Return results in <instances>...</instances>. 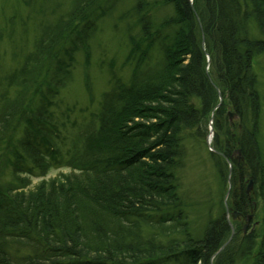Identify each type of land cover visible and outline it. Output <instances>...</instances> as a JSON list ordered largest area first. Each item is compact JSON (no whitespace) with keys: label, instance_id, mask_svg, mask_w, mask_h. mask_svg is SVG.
Here are the masks:
<instances>
[{"label":"trees","instance_id":"16d2710c","mask_svg":"<svg viewBox=\"0 0 264 264\" xmlns=\"http://www.w3.org/2000/svg\"><path fill=\"white\" fill-rule=\"evenodd\" d=\"M97 1H79L68 25L82 19ZM166 3L171 16L152 32L138 0L140 32L139 40L131 39L130 82L106 94L97 127L80 136L82 148L76 143L68 157L57 151L48 161L27 143L28 130L17 141L31 168L20 165L15 152L11 174L24 184L15 189L0 185V264H157L179 256L186 257L184 264H227L240 248L239 230L234 226L231 235L225 215L210 222L200 240L191 237L179 211L177 170L187 144L200 137L212 114L215 154L231 157L238 147L245 171L256 176L261 169L255 141L260 108L252 65L264 54V0ZM58 43L47 39L28 57L44 71L42 83L51 69L48 52ZM68 45L69 64L79 47L74 42ZM152 47L159 60L145 66ZM68 64L57 69L59 77ZM29 66L26 61L25 68ZM228 112L238 116L237 123L229 124ZM26 122L35 130L33 120ZM12 128L5 116L0 122V149L14 145ZM217 140L223 145L219 147ZM43 145L45 150L51 147L46 139ZM229 160L234 172L239 171L238 176L232 172L231 180L241 184L243 168ZM62 167L71 173L58 187L48 189L43 183L34 193L22 189L27 187L23 177ZM235 194L234 210L243 212L248 206L244 190ZM245 238L254 243L253 234ZM257 254L258 263L264 264V251Z\"/></svg>","mask_w":264,"mask_h":264},{"label":"rangeland","instance_id":"374dc122","mask_svg":"<svg viewBox=\"0 0 264 264\" xmlns=\"http://www.w3.org/2000/svg\"><path fill=\"white\" fill-rule=\"evenodd\" d=\"M79 1L83 0H0V96L7 97L5 102L0 100V122L8 116L13 127L10 138L12 137L14 144L11 148L6 145L0 149V185L15 189L24 184V181L11 174L9 165L15 160V152L20 165L26 163L31 168L23 145L16 144L23 137V129L27 126L23 121L19 123L17 118H23L24 106L31 108L30 116L34 112L38 117L33 123L36 131L29 134L26 132L30 141L27 140V143L44 152L45 149L39 143L36 145V139H46L51 144L49 150L52 154L59 151L65 157L73 152L72 145L74 147L78 143V148L83 147L80 136L87 128L97 127L106 94L120 83L130 82L134 66L129 61L131 39L139 40L140 32L136 11L138 0H98L82 19L74 20L69 26L67 20L76 10ZM142 7L141 15L150 20L154 28L152 32L171 16V6L166 0H142ZM162 33L165 34L163 31ZM251 34H255L254 27ZM47 39L49 43H59L48 52L51 69L42 83L44 71L30 63L28 57L35 54L40 43ZM71 42L79 48L82 46L83 50L79 49L74 53L72 70L68 73L70 78L68 77L69 80L61 88L59 95L53 96L50 93V88L53 87L51 84L59 77L60 71L57 69H62L63 63L67 62L65 50H70L71 45L68 44ZM47 45H43L44 49H48ZM141 45L146 47L147 44L142 41ZM149 51V60L145 62V66H151L159 60L156 47ZM26 61L30 64L28 69L25 68ZM206 70L207 74L210 71L209 80L215 86L212 68ZM252 71L256 77L260 108L255 141L259 149L258 163L261 169L256 176L248 173L247 168L245 171L238 147L234 148L231 157L215 154L217 134L211 120L202 127L200 137L187 144L182 164L177 170L179 211L182 212V219L185 220L191 237L200 240L208 224L222 215H225L226 221L233 227L238 228L240 248L227 264H259L257 252L259 249L264 251V54L254 59ZM44 95L49 99L44 98ZM218 97L220 102L221 95ZM246 126L253 130V126ZM238 130L242 131V125L238 126ZM48 131L57 134V139L44 138ZM217 144L220 147L223 142L217 140ZM43 155L45 158V152ZM229 159L243 168L241 184L231 180L235 170ZM70 173L69 169L63 167L46 168L37 173L35 171V176L23 177L27 187L22 186V189L34 193L35 188L43 183L48 189L58 187ZM234 174L238 176L239 171ZM239 188L244 190L248 202L243 212L234 210L237 202L234 195ZM233 213L238 216L239 213H244V216H250V221H238ZM252 234L254 243L251 245L245 236ZM176 259L157 264L186 262L185 256Z\"/></svg>","mask_w":264,"mask_h":264},{"label":"flooded vegetation","instance_id":"af4514ba","mask_svg":"<svg viewBox=\"0 0 264 264\" xmlns=\"http://www.w3.org/2000/svg\"><path fill=\"white\" fill-rule=\"evenodd\" d=\"M237 218L238 221H246V222L250 221V216H244L243 213L242 214L239 213V216Z\"/></svg>","mask_w":264,"mask_h":264},{"label":"water","instance_id":"95a60500","mask_svg":"<svg viewBox=\"0 0 264 264\" xmlns=\"http://www.w3.org/2000/svg\"><path fill=\"white\" fill-rule=\"evenodd\" d=\"M237 153H239V151H237ZM234 217H236V215H234Z\"/></svg>","mask_w":264,"mask_h":264}]
</instances>
